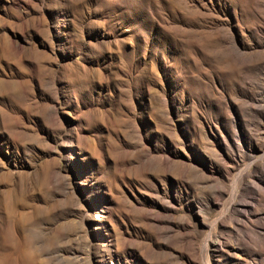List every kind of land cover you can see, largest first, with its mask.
<instances>
[{
  "label": "rangeland",
  "instance_id": "rangeland-1",
  "mask_svg": "<svg viewBox=\"0 0 264 264\" xmlns=\"http://www.w3.org/2000/svg\"><path fill=\"white\" fill-rule=\"evenodd\" d=\"M0 264H264V0H0Z\"/></svg>",
  "mask_w": 264,
  "mask_h": 264
},
{
  "label": "bare ground",
  "instance_id": "bare-ground-1",
  "mask_svg": "<svg viewBox=\"0 0 264 264\" xmlns=\"http://www.w3.org/2000/svg\"><path fill=\"white\" fill-rule=\"evenodd\" d=\"M13 40H15L16 41V44H18L19 43V39L17 38V40L16 39H13Z\"/></svg>",
  "mask_w": 264,
  "mask_h": 264
}]
</instances>
